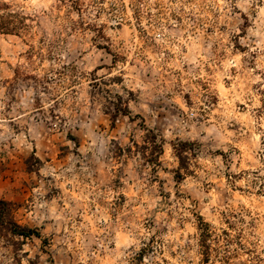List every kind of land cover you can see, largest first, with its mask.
I'll list each match as a JSON object with an SVG mask.
<instances>
[{
	"label": "rangeland",
	"instance_id": "obj_1",
	"mask_svg": "<svg viewBox=\"0 0 264 264\" xmlns=\"http://www.w3.org/2000/svg\"><path fill=\"white\" fill-rule=\"evenodd\" d=\"M0 199V264H264V0H0Z\"/></svg>",
	"mask_w": 264,
	"mask_h": 264
},
{
	"label": "trees",
	"instance_id": "obj_2",
	"mask_svg": "<svg viewBox=\"0 0 264 264\" xmlns=\"http://www.w3.org/2000/svg\"><path fill=\"white\" fill-rule=\"evenodd\" d=\"M120 109L117 108L116 112L118 113ZM0 228L8 230L10 233L16 236L23 238H28L31 236L40 237V234L32 229L25 226L19 225L11 217V206L10 203L0 199Z\"/></svg>",
	"mask_w": 264,
	"mask_h": 264
}]
</instances>
